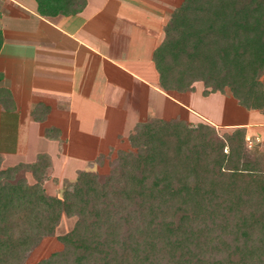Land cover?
<instances>
[{"label": "trees", "instance_id": "16d2710c", "mask_svg": "<svg viewBox=\"0 0 264 264\" xmlns=\"http://www.w3.org/2000/svg\"><path fill=\"white\" fill-rule=\"evenodd\" d=\"M45 18L72 16L83 0H34ZM0 28V51L3 46ZM164 92L226 93L264 114V0H183L153 53ZM49 112L33 111L37 121ZM57 139L60 130L47 128ZM133 151H119L104 178L82 170L61 196L42 182L51 157L2 168L0 264H26L63 215V249L36 264H264V164L244 128L220 134L181 118L138 122ZM29 171L36 182L20 175Z\"/></svg>", "mask_w": 264, "mask_h": 264}, {"label": "crops", "instance_id": "0c3cea01", "mask_svg": "<svg viewBox=\"0 0 264 264\" xmlns=\"http://www.w3.org/2000/svg\"><path fill=\"white\" fill-rule=\"evenodd\" d=\"M172 1L83 0V8L75 15L45 18L37 13L34 0H21L14 11L4 15L0 26L4 40L0 51V119L8 125L9 121L16 123L19 146L13 151L0 150L1 157L18 156L33 162L46 153L52 158L40 145L52 144L53 153L58 151L59 141L45 135L46 128L54 127L61 130V139L70 135L64 160L84 158V152L73 156L74 146L76 151L85 148L89 152V141L96 144L118 139L115 117L128 111L135 115L143 112L147 117L155 105L145 97L138 100L136 94L150 90L177 104L188 122L229 131L244 128L246 140L252 142L251 149L264 164V114L240 106L229 92L205 96L201 82L194 84V91L177 93L180 99L160 89L153 53L163 41L171 14L183 2ZM171 3L175 8L169 12ZM123 89L127 91L122 93ZM195 93L207 100L208 106L193 104ZM108 94L112 102H107ZM123 94L128 95L123 99ZM39 105L49 108L43 121L33 117ZM89 109L92 112L86 113ZM109 109L117 114L106 113ZM57 111L65 113L62 122L52 120ZM85 113L96 126L104 122L105 127L95 132L82 130L88 123L83 122ZM109 125L116 129L112 132ZM30 140L39 147L30 148Z\"/></svg>", "mask_w": 264, "mask_h": 264}, {"label": "rangeland", "instance_id": "374dc122", "mask_svg": "<svg viewBox=\"0 0 264 264\" xmlns=\"http://www.w3.org/2000/svg\"><path fill=\"white\" fill-rule=\"evenodd\" d=\"M178 1L180 2V0H174L172 2H178ZM18 3H21V0H0V26H1V18L4 15L7 16L9 13H11V11H14ZM171 4H172L171 5L172 9L169 10V12H171L175 8L174 4L173 3ZM199 85H201V83H199ZM125 91L127 90L123 89L122 93ZM138 92L136 94L138 100H141L143 97L147 98L148 101L150 100L151 103L155 105L154 109L152 111L150 110V113L147 115V117L144 116L145 114H143V112L141 113V115L139 114L135 115L133 112H129V111L127 112V114L122 113L120 115L121 117L118 118L115 117V119H117L118 121L115 124L118 123L117 129L120 130L118 139L114 138V140H110V141L105 140L96 144H92L94 142L89 141L90 145L87 144V146L89 145V152L85 148H79L78 151H76L77 149L74 146L73 150L75 151H73V156L76 155L78 152H81L82 154L84 152L85 155L84 158L72 157L71 160L70 159L64 160L65 159L64 156H68L67 152L69 150H66L67 148L65 147L68 144L67 140L70 135L67 137L64 136V138L61 139V130H60V136L57 138L59 142L57 143L58 151L56 153H53L54 146L52 144L49 146H46V144L40 145V148H44V150H47V152L50 155H52L53 158V163H51L50 173L47 175V177L44 178L42 182L46 194L50 196H61L62 192L65 189L72 187L78 173L82 170L94 171L100 176L101 179H104L111 172L119 151L134 150L129 140V136L134 132L136 126L135 124L137 122L146 121L153 117L164 118V119H170V118H181L184 120L187 119L184 111L180 109V107H178L177 104H175L172 100L167 101L163 97L159 96L158 94L150 90H148V93H145L146 91L145 92L138 91ZM168 94L172 98L180 99L182 97L176 92L175 93L172 92ZM127 95L128 94H123L122 98L124 99ZM110 96L111 95L109 94L106 96L107 102L108 101L112 102L111 100L113 99V97ZM192 99H193V104L195 103L198 108L201 105L205 107L208 106V101L204 100V98H202L199 93H195L194 95H192ZM85 112L90 113L92 112V109L85 110ZM110 112H112L113 114L115 113L117 114V112L115 111L113 112L111 109L106 111V113H110ZM62 113L63 112L61 111L54 112L53 113L54 117H52V120L57 122L58 121L62 122V115L65 114ZM86 113L84 115L83 122L85 123L88 122V123L82 128V130L94 129L93 132H95L96 128H98V131H101L105 127L104 122L103 124L99 123V125L96 126L94 122L95 120H93V118H90L89 116L90 114L87 115ZM9 122L10 125H8L6 120L2 121V119H0V150H2L3 152L13 151L17 149L19 146V143L17 142L16 123H13L11 121ZM190 123L193 124V122ZM112 128H113L112 130L113 132L116 129V127L112 126ZM112 128L109 125L108 129H112ZM217 130L220 134H223L225 131H229L218 128ZM92 138L93 136L91 135V137H89V140H91ZM109 138H111V136H109ZM247 141L248 140H246L247 149L251 151L252 154L259 156L258 154H256L257 151L255 152L254 148L252 150L251 147H249ZM37 144H38L37 142L36 143L34 141L31 142L30 140L29 143L30 148L32 149L36 148L38 146ZM36 160L37 159H35V161ZM22 163H31V162H25V158L23 157L16 156L14 158L13 157L11 158V156H7L6 159L2 157L1 167L8 168L12 166H17ZM20 175L23 176L29 184H33L36 182L35 177L29 171H22ZM75 221H76L75 217H69L63 215L56 228L55 235L52 237H44L37 246L32 248L31 251L27 254L26 264H36L40 260L50 256L52 253L62 250L63 244L58 240V237L69 232L74 227Z\"/></svg>", "mask_w": 264, "mask_h": 264}, {"label": "built area", "instance_id": "2783aa9c", "mask_svg": "<svg viewBox=\"0 0 264 264\" xmlns=\"http://www.w3.org/2000/svg\"><path fill=\"white\" fill-rule=\"evenodd\" d=\"M249 147H252V142L251 141H247Z\"/></svg>", "mask_w": 264, "mask_h": 264}]
</instances>
